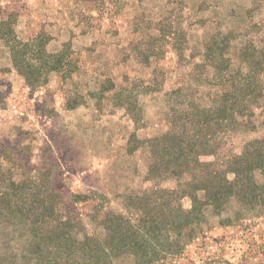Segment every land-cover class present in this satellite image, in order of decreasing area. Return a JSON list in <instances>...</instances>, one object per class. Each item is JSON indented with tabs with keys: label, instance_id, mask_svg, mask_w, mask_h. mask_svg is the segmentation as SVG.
<instances>
[{
	"label": "rangeland",
	"instance_id": "rangeland-1",
	"mask_svg": "<svg viewBox=\"0 0 264 264\" xmlns=\"http://www.w3.org/2000/svg\"><path fill=\"white\" fill-rule=\"evenodd\" d=\"M8 20L19 40L40 41L49 54L63 52L70 66L51 73L43 86L26 85L0 35L2 174L49 186L60 198V215L99 238L102 212L137 222L128 196L163 189L172 196L171 208L189 211L183 192L189 175L149 180L148 148L128 154V141L132 133L140 140L160 136L174 114L193 105L210 107L223 88L209 65L218 52L232 73H245L244 47L264 51V0H0V23ZM257 81L263 98L252 125L219 138L218 158L264 137V70ZM117 94L135 96L140 127L118 106ZM68 101H75L72 109ZM254 181L264 188V173L256 171ZM96 208L100 215L93 221ZM181 222L180 233L168 231L169 241L151 243L160 253L150 264H264V196L250 204L233 199L219 212L204 206L200 222ZM30 240L28 225H1L0 256L38 264L28 255ZM112 264L144 263L124 256Z\"/></svg>",
	"mask_w": 264,
	"mask_h": 264
},
{
	"label": "trees",
	"instance_id": "trees-1",
	"mask_svg": "<svg viewBox=\"0 0 264 264\" xmlns=\"http://www.w3.org/2000/svg\"><path fill=\"white\" fill-rule=\"evenodd\" d=\"M12 25L9 20L1 22L0 35L9 48L13 68L26 85L43 86L51 73H60L70 66L63 52L49 54L40 41L19 40ZM211 51L210 55L215 54ZM217 56L218 61L212 58L208 61L217 76L222 78L223 88L214 95L210 107L193 105L174 114L171 126L160 136L140 140L136 133H132L128 141V154L140 147L148 148L151 161L149 180H180L189 175L190 180L183 191L191 201L189 211L171 208L172 196L163 189L128 196L127 203L138 216L137 222L111 211H101L97 225L102 227L104 237L99 238L87 235L79 221L60 215L61 203L55 190L49 186L44 189L41 185L16 183L0 171V226L28 225L31 232L28 255L38 264H112L114 259L124 256L150 264L160 253L151 243L161 238L169 241L168 231L180 233L181 221L200 222L204 206H212L219 212L233 199L250 204L262 198L264 188L255 183L254 173H264V137L246 143L238 154L219 158L218 154L224 144L219 138L252 125L254 110L260 107L263 98L257 77L264 70V51L253 45L244 47L240 63L245 65V73H232L230 61L223 58L222 51ZM115 99L120 101L118 106L125 107L135 127H140L141 111L135 96L117 94ZM74 102L68 101L67 107L72 109ZM260 116L264 128V108ZM240 118L247 121L241 123ZM209 156L215 160L203 163L202 158ZM200 192L204 193V200L199 198ZM98 210L96 208L93 221L100 215ZM0 264L12 263L0 256Z\"/></svg>",
	"mask_w": 264,
	"mask_h": 264
}]
</instances>
